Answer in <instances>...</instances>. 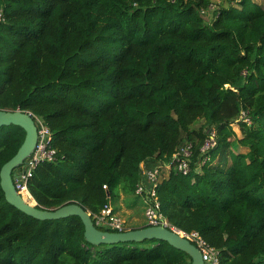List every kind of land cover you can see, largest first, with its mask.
Returning <instances> with one entry per match:
<instances>
[{
    "label": "trees",
    "instance_id": "trees-1",
    "mask_svg": "<svg viewBox=\"0 0 264 264\" xmlns=\"http://www.w3.org/2000/svg\"><path fill=\"white\" fill-rule=\"evenodd\" d=\"M227 1L208 21L212 0H0V110L44 119L56 150L28 180L38 208L140 198L142 163L190 143V173L158 185L163 214L220 264H264V6ZM25 137L0 129V172ZM191 263L164 241L95 246L79 217H29L0 178V264Z\"/></svg>",
    "mask_w": 264,
    "mask_h": 264
},
{
    "label": "water",
    "instance_id": "water-1",
    "mask_svg": "<svg viewBox=\"0 0 264 264\" xmlns=\"http://www.w3.org/2000/svg\"><path fill=\"white\" fill-rule=\"evenodd\" d=\"M16 126L26 132L24 143L17 154L1 169V188L6 201L19 211L39 221L60 220L69 217H79L85 227V239L92 245L117 244L126 242H143L145 240L164 241L175 249L186 253L192 260L191 264H204L202 252L188 239L178 232L164 226H147L131 229L125 232H111L98 229L92 219V214L81 205L71 204L57 210H43L30 200H26L16 189L13 172L26 164L38 144V129L32 114L21 110H0V129ZM31 197V196H30Z\"/></svg>",
    "mask_w": 264,
    "mask_h": 264
},
{
    "label": "built area",
    "instance_id": "built-area-1",
    "mask_svg": "<svg viewBox=\"0 0 264 264\" xmlns=\"http://www.w3.org/2000/svg\"><path fill=\"white\" fill-rule=\"evenodd\" d=\"M38 129V144L34 153L29 157L26 164L14 174V182L18 192L24 197L30 196L28 190V180L33 176L36 167L44 161H52L56 155V150L52 147L53 134L44 119L33 116ZM244 121L250 123L244 114ZM207 143L203 147V151H207L216 145V133L212 131ZM193 145L190 143L181 146L173 156L170 164L149 163L141 165L143 172V182L138 184L136 195L143 199L145 204V217L147 226H164L170 230L178 232L179 235L188 239L192 244L200 249L203 255L204 264H220V251L211 247L198 232L186 233L173 227L162 212L161 203L157 194V188L162 181L163 170H172L175 167L178 172L183 175L190 173V158L192 156ZM203 162L202 164H204ZM107 189L106 186H104ZM95 226L101 230H109L111 232L127 231L124 219L115 211L111 204H107L104 208L92 215Z\"/></svg>",
    "mask_w": 264,
    "mask_h": 264
},
{
    "label": "rangeland",
    "instance_id": "rangeland-1",
    "mask_svg": "<svg viewBox=\"0 0 264 264\" xmlns=\"http://www.w3.org/2000/svg\"><path fill=\"white\" fill-rule=\"evenodd\" d=\"M252 1L255 2V3H257V4H260V5L264 6V0H252ZM227 6H228V1L227 0H212V7L209 10L205 11L204 12V15L206 16V19L208 21H212L215 18L216 14H217V12L219 10V8H222V7L224 8V7H227ZM243 117H244V114L241 117L244 120ZM204 122H205L204 119L199 120L198 122L195 123V125L192 127V129L198 130L204 124ZM233 130L237 133L238 138H242V134H241V132L239 130V127L237 125H234L233 126ZM205 143H207V142H205ZM144 165H145V163H142V166H144ZM167 167L168 166H165L166 169L163 170V172H162L163 175H164V178L168 176L169 171H170V170L169 171H166L167 170ZM171 169H173V167ZM162 179H163V177H162ZM29 198H31V197L29 196ZM123 198L124 199L131 198V201L133 200V203L136 205V207H135L136 209H131V213H135L136 212L135 214L141 215L142 212H143V214L141 215V217L144 216L143 221L146 222L147 220H146V217H145V204L143 203V201H142L143 199L142 198H137L135 196H128V197H126L124 194H121L120 197H119V199L117 200V202L113 204V207L115 208V211L124 220L127 217V215L129 216L128 211L126 209H125V212L126 213L125 212H122V207L123 206L121 205V203H123V201H124ZM131 201L129 200L127 202H130L131 203ZM123 210H124V207H123ZM134 210H136V211H134ZM126 227H128L127 226V223H126Z\"/></svg>",
    "mask_w": 264,
    "mask_h": 264
},
{
    "label": "crops",
    "instance_id": "crops-1",
    "mask_svg": "<svg viewBox=\"0 0 264 264\" xmlns=\"http://www.w3.org/2000/svg\"><path fill=\"white\" fill-rule=\"evenodd\" d=\"M30 196H31V199L34 200V198L32 197L31 194H30ZM123 200L124 201H123V203H121V205L124 207V210H123V207H122V212H125V209H126L128 211V214H129V216L127 215V217L124 220L125 223H127V226H128V227H126L127 230L140 229V228L146 226L147 225L146 222L143 221L144 216L141 217V215L143 214V212H142L141 215L135 214L136 212L135 213H131V209H136L135 208L136 205L133 203V200L131 201V198H126V199L123 198ZM129 200L131 201V203L130 202H127ZM113 204L114 203H111L112 206H113ZM134 211H136V210H134Z\"/></svg>",
    "mask_w": 264,
    "mask_h": 264
},
{
    "label": "bare ground",
    "instance_id": "bare-ground-1",
    "mask_svg": "<svg viewBox=\"0 0 264 264\" xmlns=\"http://www.w3.org/2000/svg\"><path fill=\"white\" fill-rule=\"evenodd\" d=\"M24 198L26 200H30L31 204H34V200H32L31 198H29V195H25Z\"/></svg>",
    "mask_w": 264,
    "mask_h": 264
}]
</instances>
